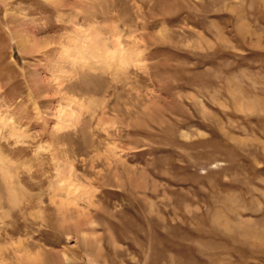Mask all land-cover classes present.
Wrapping results in <instances>:
<instances>
[{
  "label": "rangeland",
  "instance_id": "1",
  "mask_svg": "<svg viewBox=\"0 0 264 264\" xmlns=\"http://www.w3.org/2000/svg\"><path fill=\"white\" fill-rule=\"evenodd\" d=\"M56 2L0 0V264H264V0Z\"/></svg>",
  "mask_w": 264,
  "mask_h": 264
},
{
  "label": "bare ground",
  "instance_id": "2",
  "mask_svg": "<svg viewBox=\"0 0 264 264\" xmlns=\"http://www.w3.org/2000/svg\"><path fill=\"white\" fill-rule=\"evenodd\" d=\"M51 2H53V1H55V3H57L56 1L57 0H50ZM59 1V0H58ZM86 46V45H85ZM87 47H89V46H87ZM94 49H97V47L96 48H94ZM98 49H99V47H98ZM100 50V49H99ZM102 54V53H101ZM100 54V55H101ZM103 55V54H102ZM97 57V56H96ZM11 186V185H10ZM62 187L60 186L59 187V189H61ZM69 189V188H68ZM11 194V193H10ZM59 194V193H58ZM13 195V194H12ZM12 201V200H11ZM14 201V200H13ZM59 205H57L58 207H59V209H58V211H59V213H61L63 216L64 215H66V211L67 210H70L71 208L69 207L70 206V204L69 203H67V202H65V201H59V203H58ZM63 207H65L66 208V210H63L62 208ZM63 210H61V209ZM61 211V212H60ZM64 218H65V216H64Z\"/></svg>",
  "mask_w": 264,
  "mask_h": 264
}]
</instances>
